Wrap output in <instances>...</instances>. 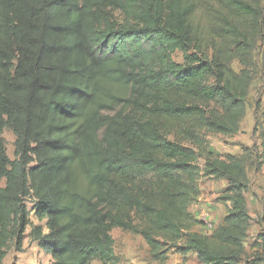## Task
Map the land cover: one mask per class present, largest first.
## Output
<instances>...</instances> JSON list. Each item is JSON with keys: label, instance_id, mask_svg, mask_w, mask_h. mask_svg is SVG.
Returning a JSON list of instances; mask_svg holds the SVG:
<instances>
[{"label": "trees", "instance_id": "trees-1", "mask_svg": "<svg viewBox=\"0 0 264 264\" xmlns=\"http://www.w3.org/2000/svg\"><path fill=\"white\" fill-rule=\"evenodd\" d=\"M263 25L261 0H0V264L27 228L49 264H117L114 229L160 264L166 245L240 264L245 170L198 132H238ZM199 171L231 203L210 236L188 212Z\"/></svg>", "mask_w": 264, "mask_h": 264}, {"label": "rangeland", "instance_id": "rangeland-1", "mask_svg": "<svg viewBox=\"0 0 264 264\" xmlns=\"http://www.w3.org/2000/svg\"><path fill=\"white\" fill-rule=\"evenodd\" d=\"M264 20V0H261ZM116 18H119L117 15ZM173 61L182 63V53L177 51L172 56ZM250 67L251 83L248 88L245 110L239 123L238 132L227 136L222 134L204 133L198 135L204 139L205 148L213 157L226 160L236 158L242 163L247 177V190L244 193L246 208L249 215L247 237L243 243L244 254L240 264H264V162L261 159V135L264 133V25L255 47L251 52ZM230 68L238 73L240 66L236 61L230 63ZM6 154L13 160L14 137L9 131H4ZM171 140V138L169 137ZM204 164L202 157H197L196 165L201 169ZM197 196L192 200L188 212L201 224L194 232L210 236L215 228L220 226L231 208V203L225 201L224 195L227 182L220 178L203 176L199 171L196 179ZM31 210V201L26 202ZM33 225L38 221L30 214ZM40 225H44L42 222ZM27 228L20 251L9 245V250L1 264H49L51 257L40 250L28 237ZM113 239V254L117 264H160L149 252L144 240L136 234L114 229L110 233ZM166 261L163 264H199L194 253H179L172 245H166ZM95 264V263H94Z\"/></svg>", "mask_w": 264, "mask_h": 264}]
</instances>
